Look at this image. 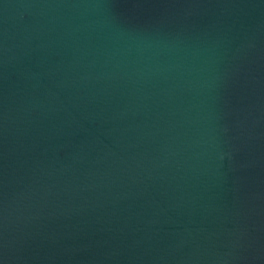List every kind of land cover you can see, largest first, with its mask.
I'll return each mask as SVG.
<instances>
[{
    "label": "water",
    "instance_id": "95a60500",
    "mask_svg": "<svg viewBox=\"0 0 264 264\" xmlns=\"http://www.w3.org/2000/svg\"><path fill=\"white\" fill-rule=\"evenodd\" d=\"M0 264H264V0H0Z\"/></svg>",
    "mask_w": 264,
    "mask_h": 264
}]
</instances>
